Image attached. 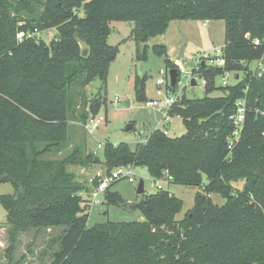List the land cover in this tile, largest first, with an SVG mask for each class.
<instances>
[{
	"label": "trees",
	"instance_id": "trees-1",
	"mask_svg": "<svg viewBox=\"0 0 264 264\" xmlns=\"http://www.w3.org/2000/svg\"><path fill=\"white\" fill-rule=\"evenodd\" d=\"M188 19L226 22V65L194 66L206 95H184L169 110L182 117L184 134L156 129L135 148L105 141L103 158L86 155L82 146L61 160L45 158L66 145L69 120L87 121L105 101L99 92L89 102L86 87L99 78L105 90L119 51L108 42L111 21L133 22L140 43L166 33L171 21ZM54 27L58 37L51 44L34 35ZM154 50L167 53L162 44ZM263 59L264 0H0V183L15 188L0 202L11 242L32 227L64 225L50 264H264V69L243 64ZM233 70H245V77L211 96L216 77ZM143 91L137 82V94ZM241 99L245 119L231 144V116ZM90 162L108 171L142 166L155 180L204 187L180 220L183 199L160 189L134 205L145 220L90 227L79 195L87 182L67 169ZM241 175L247 177L243 190L231 184ZM106 191V203H124L121 194ZM215 193L226 198L223 205L212 200Z\"/></svg>",
	"mask_w": 264,
	"mask_h": 264
},
{
	"label": "rangeland",
	"instance_id": "rangeland-1",
	"mask_svg": "<svg viewBox=\"0 0 264 264\" xmlns=\"http://www.w3.org/2000/svg\"><path fill=\"white\" fill-rule=\"evenodd\" d=\"M188 19L173 20L166 33L156 37H150L146 42L138 43L133 36L134 23L126 20H114L110 22V33L108 42L119 47L118 54L112 61L102 91V81L98 78L87 85V97L95 98L102 92L105 101L95 115L90 118L100 119L103 123L91 134L88 130V122L69 120V129L66 145L60 151L54 150L45 155L47 159H63L76 147L82 146L87 154L103 158L105 141L114 144L126 142L131 148H135L139 142L145 141L156 129L164 130L170 125L169 136H179L186 132L183 119L180 115H168L163 111H157L145 107V102L150 98L169 95L170 92H180L188 98L203 97L206 95L205 80L199 74H192L194 67L188 66V61H193L195 67L201 61H207L208 65H214L211 60L220 53L225 44L226 22L224 20ZM47 44H51L58 37L57 28H47L34 34ZM157 44L165 45L166 54H160L154 50ZM185 47L184 57L177 61L182 47ZM82 47L85 45L82 43ZM146 52V57L142 54ZM172 61V67L180 68L181 80L175 89L170 86V69L166 60ZM249 70L264 69L262 61L243 62ZM184 67L185 71H182ZM246 71L233 70L220 74L215 79L216 89L210 93L211 96H221L224 80L228 84H234L238 79L245 77ZM237 75L239 78L237 79ZM195 78L196 85L191 82ZM165 80L159 84L158 80ZM137 82L144 83L142 96L137 94ZM185 86V87H184ZM171 87V86H170ZM179 87V89H178ZM184 87V88H183ZM171 89V90H170ZM175 93V92H174ZM184 97V96H183ZM183 99V98H182ZM126 100L130 105H124ZM89 105V104H88ZM67 169L73 172L80 181L87 182V188L79 193L84 202L82 206L89 212L88 225L94 227L98 224L143 221L141 210L134 207L141 195L137 193L140 180L144 181L145 193L151 194L160 189L169 190L184 201L182 211L177 219H182L186 212L194 207L197 192L203 190V186H187L173 182L155 180L146 167L135 166L134 173L136 181L131 182L127 178H121L113 183L109 190L117 192L124 198L121 205H110L105 202L107 191L97 192V180H92L100 169H106L104 163L90 162L84 164H69ZM247 177L235 176L231 180L234 187L243 190ZM205 182L206 179L204 178ZM15 188L11 182L0 183V196L14 193ZM97 192V196H94ZM212 200L223 205L226 202L221 194L215 193L210 196ZM64 225H50L46 227H32L26 231H20L14 243L10 238V225L7 222V212L0 202V264H50L54 252L59 249V243L66 231Z\"/></svg>",
	"mask_w": 264,
	"mask_h": 264
},
{
	"label": "built area",
	"instance_id": "built-area-1",
	"mask_svg": "<svg viewBox=\"0 0 264 264\" xmlns=\"http://www.w3.org/2000/svg\"><path fill=\"white\" fill-rule=\"evenodd\" d=\"M208 22H209V20H206L205 24H207ZM22 38H23V34L19 35V40H22ZM261 43H262L261 39H259V38L255 39V44L259 45ZM211 62L216 66H225L226 65V60L221 55V52L217 53L215 55V57L211 60ZM182 71H185L184 67H182L181 72ZM180 80H181V77H180V71H179V77H178L177 85H178V82H180ZM164 82H165V80H163V79L158 80L159 84H164ZM190 83L192 84V79H191V82L187 81L185 86L190 84ZM223 84H224V86L228 85L227 80H224ZM178 89H179V87H178ZM181 91L182 90L180 89V92L174 91L175 93L170 92L169 95L147 99V101L145 102V107L149 108V109L161 111V112L164 111L168 115V117H167L168 122H170L169 121V119H170L169 110L176 103H178L182 100L184 94H182ZM245 114H246L245 100H242V99L238 100L237 104H236L235 112L231 116V118L234 120V122L236 124V129L234 130V132L231 136V144H235V142L240 138L243 122L245 119ZM102 123H103V121H101L100 119H95L94 117H92L88 121V130L92 134L93 132H95V130ZM164 131L166 134H168L169 129H164ZM146 139H145V141H146ZM134 167L135 166L132 164H127V165H121L119 167H116L115 169H113L111 171H108L107 169H104V170L100 169V171H98L92 179L93 181L94 180L98 181L97 192L106 191L113 183L120 180L121 178H127L129 181L135 182L136 176L134 173ZM97 192H94V196H97V194H98Z\"/></svg>",
	"mask_w": 264,
	"mask_h": 264
},
{
	"label": "water",
	"instance_id": "water-1",
	"mask_svg": "<svg viewBox=\"0 0 264 264\" xmlns=\"http://www.w3.org/2000/svg\"><path fill=\"white\" fill-rule=\"evenodd\" d=\"M184 50L185 47L183 46L179 55L177 56V61L181 60L184 57ZM195 63L193 61H188V66L189 67H194ZM179 67H172L170 69L169 75H170V86L171 87H175L176 83L178 81V77H179ZM237 79L239 78V75L236 76ZM197 81L195 78L192 79V85H196ZM124 105H130V101L126 100L124 102ZM169 127V126H168ZM170 128V127H169ZM137 193L138 194H144L145 193V186H144V181L140 180L138 187H137Z\"/></svg>",
	"mask_w": 264,
	"mask_h": 264
},
{
	"label": "crops",
	"instance_id": "crops-1",
	"mask_svg": "<svg viewBox=\"0 0 264 264\" xmlns=\"http://www.w3.org/2000/svg\"><path fill=\"white\" fill-rule=\"evenodd\" d=\"M168 126H169L170 128H169ZM165 129H171V126H170V125H166V128H165Z\"/></svg>",
	"mask_w": 264,
	"mask_h": 264
}]
</instances>
